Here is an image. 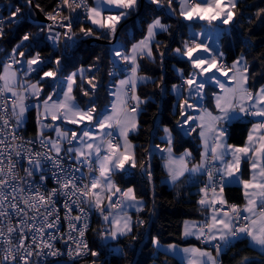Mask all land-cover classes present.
<instances>
[{"label":"snow or ice","instance_id":"1","mask_svg":"<svg viewBox=\"0 0 264 264\" xmlns=\"http://www.w3.org/2000/svg\"><path fill=\"white\" fill-rule=\"evenodd\" d=\"M147 3L154 5L164 17L178 15L187 22L180 25L181 35L184 27L189 29L188 37L171 49V53L191 70L185 75L183 69H177L182 84H173L171 90L179 101L178 129L185 136L196 133L200 138L199 161L189 166L194 157L188 149L179 156L174 154V137L169 127L163 128L161 137L166 141L165 147L158 144L155 149L145 150L149 156L160 155L172 186L185 174L206 176L197 200L204 219L185 220L182 236L195 237L207 248L192 246L180 251L185 254L187 264H219L223 249L245 238L264 255V85L253 91L244 57L228 65L218 39L224 31L221 25L235 23L240 0H147ZM26 4L32 7L33 0H26ZM142 7L141 0H58L55 8L46 14L52 23L39 26V33H25L8 59L0 63V97L3 98L0 101V264H47L49 257L60 264L56 258L65 255L75 264L89 254L99 256L84 239L93 212L106 226L99 233L103 241H118L132 234L136 226L145 225L138 217L134 223L129 214V209L143 211L144 201L133 187L122 189L113 179L117 173L137 168L136 146L130 143L129 135L139 130L138 117L142 105L148 102L138 95V89L151 83L163 90L164 85L163 76L158 84L152 77L140 74L143 60L155 63L158 54L163 64L167 55L159 47L157 36L171 34V25L164 23L161 15H155L147 23L141 38L130 47L117 39L121 28L130 17L138 16ZM20 13L18 6L8 17L0 18V38L5 23H18ZM256 15L264 16V9ZM76 25L79 33L75 31ZM92 37L111 44L108 55L112 69L108 76L123 77L115 84L110 83L108 95L113 99L104 108H98L95 102L100 84L91 73L96 64L65 75L63 57L53 61L41 56L40 51L29 55L33 41L37 46L42 40L51 41L54 48L62 43L67 49L80 38ZM213 37L216 39L209 43ZM25 42H29V51H20ZM168 47L164 45V49ZM17 55L20 59H16ZM33 74L39 79L29 82ZM46 82L55 87L45 96ZM77 87L83 96L89 97L86 107L77 102ZM30 99L36 103H29ZM209 99L214 108L206 106ZM31 107L37 112L36 137L24 141L18 132ZM49 118L52 123L45 122ZM244 118H251L244 144L228 143L229 126ZM64 124L76 128L62 127ZM242 163L249 166L247 179L243 178ZM139 167L147 172L151 182L152 172L145 169L144 162ZM50 178L55 186L48 189ZM230 185L242 186L243 206L229 204L225 199V189ZM65 224L67 231H62ZM131 238L137 239L135 235ZM57 243L63 244L66 251L58 248ZM151 243L158 252L166 254H175L178 249L175 244L165 249L155 236ZM239 264H250V259L242 257Z\"/></svg>","mask_w":264,"mask_h":264},{"label":"trees","instance_id":"2","mask_svg":"<svg viewBox=\"0 0 264 264\" xmlns=\"http://www.w3.org/2000/svg\"><path fill=\"white\" fill-rule=\"evenodd\" d=\"M39 9L46 13L51 11L56 0H33ZM21 0H0V17L4 18L10 11L15 10V6L20 7ZM144 7L141 8L140 14L132 19L121 28L117 37L121 43H126L130 47L131 43L141 38L146 29L147 23L155 16L161 15L154 5H149L147 0H143ZM264 9V0H240L239 11L234 24L228 26L221 25L224 31L219 36L220 50L224 52L228 65L238 56H243L246 60L250 79L249 86L255 90L264 83V16L257 17L258 10ZM162 21L171 25V34L161 33L157 36L160 42L159 47L165 50L163 64L157 54L155 63L149 60H143L141 73L152 77L157 83L160 78L164 77L163 90L155 85L148 83L141 85L138 89V95L148 102L142 105L143 111L138 117L139 130L131 133L129 139L135 144V156L137 168L130 169L128 173H117L114 180L119 186L124 188L133 187L138 197L145 200L144 209L139 213H132L133 222L136 217L144 220L143 226H136L129 236L120 237L121 243H131V247L125 251L123 256L112 257L104 260L101 264H183L175 257L159 251L152 245L151 238L157 237L160 243H184L181 237L182 222L186 219H203L204 214L198 211V192L195 190L197 185L202 184L205 177L202 176L197 184L191 182L188 176H184L175 186H166L162 182L163 170L161 157L159 154L149 156L146 149H151L152 145L164 147L165 141L160 139L163 127H169L173 132L174 148L177 153L188 149L193 154L192 162L198 160L200 156V145L198 134L193 133L191 136H185L177 127V120L180 118L179 109L175 107V95L172 92V84L179 79L177 69H183L185 75L190 71V66L183 60L175 57L171 49L179 46L182 39L185 38L184 28L181 35V24H186L178 15L171 18L161 15ZM7 24L5 29L4 45L10 46L14 41L20 39L25 33H39L37 26L29 23L25 19H20L18 23ZM15 30L10 34L11 27ZM75 31L79 32V25H76ZM29 42H26L28 45ZM164 45H169L164 49ZM111 44L100 42H85L82 40L72 49L61 51L51 49L45 42L36 45L32 42L29 54L40 51L41 56L55 60L60 56L64 59V74L77 67L87 69L90 65L96 64V69L91 75H95L100 84L97 89L95 102L98 108H104L109 101V85L115 79L108 76L112 69L108 49ZM29 51V50H28ZM99 57V61L96 58ZM54 65H49L52 67ZM122 66V65H121ZM98 69V70H97ZM44 70H48L45 67ZM32 78L38 77L33 74ZM79 83V80H78ZM85 86L87 87L86 81ZM46 96L52 88L51 82L43 85ZM75 95L78 104L83 108L87 106L89 97L83 96L79 87L75 89ZM211 97V90L208 92ZM207 104L212 107L211 99ZM248 121H233L229 126L230 138L229 143L241 145L246 137ZM25 135H36L37 123L36 113L33 108L25 114V121L21 128ZM156 152L159 151L156 149ZM144 162L145 169L152 172V180L149 182L146 171H141L139 165ZM247 175V169L244 166L243 176ZM225 196L229 202L240 204L242 202V190L238 185H230L225 189ZM99 223L95 222L90 230V242L92 245L97 243V231ZM137 237L132 240V236ZM189 242V241H186ZM248 257L250 264H264V255L252 248L245 238L234 241L230 246L223 249L219 264H239L242 257ZM53 264V263H48ZM83 264V262H75Z\"/></svg>","mask_w":264,"mask_h":264},{"label":"built area","instance_id":"3","mask_svg":"<svg viewBox=\"0 0 264 264\" xmlns=\"http://www.w3.org/2000/svg\"><path fill=\"white\" fill-rule=\"evenodd\" d=\"M57 3H58V0H56V2H55V4H54L53 8H55V6H56ZM20 7H21V19H25V20H27L29 23H32L33 25L37 26V30H38V31H40V27H39V26H41V25H45V26H46V25L52 23L51 21L47 20V18H46V14H47V13H50V12L53 10V8H52L51 11H48V12H46V13H43V14H44V17H45L44 20H33V19L27 17V14H26V1H25V0H21ZM64 14H67V13L65 12ZM0 18H2V17H0ZM6 28H7V24L5 23V25H4V35H3L2 38H0V62H1V60H2V58H1V57H2V47H3V45H4V40L6 39V38H5V33H6L5 29H6ZM14 30H15V26L11 27V29H10V34H12V33L14 32ZM58 30L61 31V32L64 31V29H58ZM45 31H46V30H45ZM76 32H77V31H76ZM77 33H79V32H77ZM85 39H86V38H80V39H78L77 42H76V44H77L78 42L82 41V40H85ZM44 42H45V43H46L51 49H53V50H56V49L60 48V46H61V44H60L58 47H55V48H54V47H53V44H52L51 41L44 40ZM76 44H75L73 47H75ZM63 46H64V45H63ZM73 47H72V48H73ZM64 48H65V47H64ZM72 48H67V49L65 48V49H66V50H69V49H72ZM224 60H225V62L228 64L225 54H224ZM173 84H177V85L182 84V80L180 79V77H179V79H178L176 82H174ZM173 84H172V85H173ZM6 95L10 97V94H6ZM2 99H3V98L0 97V101H2ZM9 111H10V104H9ZM13 123H14V120H13ZM22 127H23V126H22ZM22 127H21V128H22ZM21 128H20V130H19V132H18V135H19L20 137H22L24 141H28V140H33V139H35L36 135H33V136H32V135H25V134L22 132ZM37 147H38V145H37ZM85 172H87L86 169H85ZM20 174L23 175V172H21ZM204 177H205V180H206V176H204ZM205 180H204V181H205ZM54 186H55V185L53 184V182H52V180H51V178H50L49 181H48V183H47V188H48V189H51V188L54 187ZM119 187H121L122 189H125V188L122 187V186H119ZM61 203H62V201H61ZM228 203H229V204H235L234 202H228ZM60 215H61V217L63 218V215H64L63 211H61ZM138 218L140 219V217H138ZM136 219H137V217H136ZM94 222L99 223V229H98V231H97V243H96L95 245H92L91 242H90V239H89V238H90V230L92 229V226H93ZM89 223H90V227H89V229L86 231L84 239L87 241V243L89 244V247H90L92 250H95V251H97V252L99 253V256H97V257H92V256L89 254V255L86 256L85 258L78 259L76 262H83V264H92V262L95 261V264H101L104 260H109V259L112 258V257L123 256V255L125 254V251H126L128 248L131 247V243H130V242H128V243H121V242H105V241L101 240V237H100V234H99V233H100V230L103 229L102 227H103L104 222L101 220V218L99 217V215H98L97 213L93 212V213L90 215V217H89ZM62 231H67V226H66V224H65L64 227L62 228ZM74 235H75V234H74ZM56 246H57L58 248H60L62 251H66V249H65V247H64L63 244H61V243H57ZM117 249H118L119 251H117ZM213 251L215 252V249H213ZM56 259H57V260H64V261H68V262H70L69 259H68V257H67L66 255L63 256V257L56 258ZM54 262H55L54 259H53L52 257H49V258H48V261H47V264H48V263H54ZM70 263H71V262H70Z\"/></svg>","mask_w":264,"mask_h":264},{"label":"crops","instance_id":"4","mask_svg":"<svg viewBox=\"0 0 264 264\" xmlns=\"http://www.w3.org/2000/svg\"><path fill=\"white\" fill-rule=\"evenodd\" d=\"M153 19V18H152ZM151 19V20H152ZM150 20V21H151ZM149 21V22H150ZM183 22H185V21H183ZM165 23V22H164ZM185 23H187V22H185ZM147 26V25H146ZM221 28L223 29V27L221 26ZM146 30V29H145ZM196 31H199V28L197 27L196 28ZM184 32H185V38H187L188 37V35H189V29L187 28V27H185L184 28ZM185 38H183V39H185ZM140 39V38H139ZM138 39V40H139ZM182 39V40H183ZM213 39H216V37H213L212 39H209L208 40V42L209 43H212L213 42ZM219 39V38H218ZM131 46V45H130ZM220 47V46H219ZM238 57H240V56H238ZM237 57V58H238ZM236 58V59H237ZM235 59V60H236ZM230 65H231V63H230ZM191 70V69H190ZM141 75H146V76H149V75H147V74H143V73H140ZM121 78H123L122 76H119L112 84H115L116 83V81L118 80V79H121ZM223 79V78H222ZM261 85H264V83L263 84H261ZM260 85V86H261ZM260 86H258L256 89H258V88H260ZM255 89V90H256ZM112 90H114V89H112ZM217 91H218V89H217ZM254 91V90H253ZM175 95V94H174ZM185 95H187V93H185ZM113 99V97H110L109 96V101H108V103H107V105L110 103V101ZM175 99H176V102H175V107H178V109H179V101L177 100V97H176V95H175ZM29 102V101H28ZM211 104H212V107H210L208 104L206 105L207 107H209V108H214V105H213V103H212V101H211ZM35 111V110H34ZM180 119V118H179ZM249 119H251V118H244V119H240V120H235V121H249ZM24 121H25V119H24ZM76 128V126L74 125V129ZM164 128V127H163ZM163 128H162V132H161V134H160V139H161V137H163L164 136V133H163ZM251 128V124L249 123L248 124V128H247V132H246V137H247V133H248V130ZM49 134H51V135H54V134H52V133H49ZM199 137V136H198ZM246 137H245V139H244V142H245V140H246ZM162 140V139H161ZM129 141H130V143H132L133 145H135L134 144V142H132L130 139H129ZM166 142V141H165ZM244 142L241 144V145H243L244 144ZM229 143V142H228ZM230 144H232V143H230ZM199 145H200V152L202 151V147H201V142H200V138H199ZM155 146L156 145H152V147H151V149H155ZM166 146V145H165ZM164 146V147H165ZM158 150V149H157ZM159 151V150H158ZM174 151V150H173ZM184 151V150H183ZM183 151H181V152H179V153H177V152H175L174 151V154L175 155H177V156H179L181 153H183ZM199 158H200V156H199ZM199 158H198V160H196L195 162H191V164L189 165L190 167L192 166V165H194V164H196L198 161H199ZM163 163H164V161L163 160H161V165H162V170H163V177H162V182L164 183V184H166V186H172L171 185V183L170 182H168V176H167V171L165 170V168L163 167ZM244 166L246 167V169H247V175L246 176H243V178L244 179H247L248 177H249V166H248V164L247 163H242V169L244 168ZM185 176H188V178L191 180V182H193V183H195V184H197V180H200L201 178H202V176H200L199 178H197V177H194V176H190L189 174H185ZM113 179H114V176H113ZM117 183V182H116ZM203 183H204V181H203ZM203 183L202 184H198L197 185V187H196V191L198 192V190H199V188L200 187H202L203 186ZM118 184V183H117ZM119 186V185H118ZM238 186H240V185H238ZM240 188H241V190H242V202L240 203V204H238L239 206H243L244 204H245V200H244V196H243V189H242V186H240ZM126 189V188H125ZM224 196H225V194H224ZM139 198H141L143 201H144V203H145V200L142 198V197H139ZM200 197H199V195H198V199H199ZM225 199H226V196H225ZM228 201V200H227ZM107 201L105 200V203H106ZM229 202V201H228ZM132 213H137L136 211H135V209H129V214L131 215ZM204 219V218H203ZM203 219H186V220H203ZM185 221V220H184ZM183 221V222H184ZM183 222H182V226H181V237H182V240L183 241H185L184 243H160L165 249L167 248V246L168 245H170V244H175V245H177L178 246V249H177V251H176V253L175 254H173V253H167V254H169V255H171V256H173V257H175L176 259H178L179 261H181L183 264H187V260L184 258L185 257V254L182 252V251H180V249H183V248H186V247H192V246H195V247H200V248H207V246L206 245H204V244H201L200 243V241H198L195 237H187V238H184L183 236H182V231H183ZM105 227V225L103 224V227L102 228H104ZM247 240V239H246ZM186 241H189V242H186ZM248 241V240H247ZM105 242H114V241H112V240H108V241H105ZM234 242V241H233ZM248 243H249V241H248ZM251 246V245H250ZM252 247V246H251ZM253 248V247H252ZM257 251H259L258 249H256ZM212 251H213V249H212ZM162 252H164V251H162ZM260 252V251H259ZM165 253V252H164ZM213 255H215V252L213 251Z\"/></svg>","mask_w":264,"mask_h":264},{"label":"rangeland","instance_id":"5","mask_svg":"<svg viewBox=\"0 0 264 264\" xmlns=\"http://www.w3.org/2000/svg\"><path fill=\"white\" fill-rule=\"evenodd\" d=\"M15 7H18V6H15ZM9 14H10V12L7 14V15H5L4 16V18H6V17H8L9 16ZM21 19V13L19 14V20ZM19 20H18V22H19ZM19 41H20V39H18V40H16V41H14L10 46H7V45H3V47H2V60H1V62L0 63H2L3 61H5V60H7L8 59V57L12 54V49L19 43ZM120 41V40H119ZM121 42V41H120ZM111 47V46H110ZM29 49H28V45H26V42H25V47L24 48H21L20 49V51H28ZM35 54V52L33 53V54H29V55H34ZM16 59H20V57L17 55L16 56ZM14 67H16V68H19L20 66L19 65H15ZM81 67V66H80ZM80 67H77V68H80ZM77 68H75V69H77ZM75 69H72V70H70V71H68L66 74H68L69 72H71V71H74ZM65 74V75H66ZM37 79H39V76L38 77H36V78H32V77H30V79H29V82H35V80H37ZM53 87H55V85L54 84H52V88ZM52 88H51V90L49 91V92H51L52 91ZM29 103H31V104H35L36 103V101H35V99H30L29 100ZM31 108H33L34 110H35V113H36V117H37V112H36V108L35 107H31ZM46 123H52V121H51V119L49 118L47 121H45ZM57 123H59V122H57ZM62 127H67V128H73L74 129V125H70V124H64V125H62ZM166 127V126H165ZM106 227V226H105ZM110 240V239H109Z\"/></svg>","mask_w":264,"mask_h":264},{"label":"water","instance_id":"6","mask_svg":"<svg viewBox=\"0 0 264 264\" xmlns=\"http://www.w3.org/2000/svg\"><path fill=\"white\" fill-rule=\"evenodd\" d=\"M141 2L143 3V0H141ZM26 14L28 18H31L33 20H44L45 19L43 12L39 8L35 7L34 1H33L32 7H29L26 4ZM133 17H136V15H134ZM133 17H130L129 20L132 19ZM92 41L110 44L107 40H97L94 37L85 39V42H92ZM60 48L62 52L66 51L62 43H61ZM59 262L60 264H71L70 262L64 261V260H59ZM53 264H56V262H54Z\"/></svg>","mask_w":264,"mask_h":264},{"label":"bare ground","instance_id":"7","mask_svg":"<svg viewBox=\"0 0 264 264\" xmlns=\"http://www.w3.org/2000/svg\"><path fill=\"white\" fill-rule=\"evenodd\" d=\"M95 223V222H94Z\"/></svg>","mask_w":264,"mask_h":264}]
</instances>
